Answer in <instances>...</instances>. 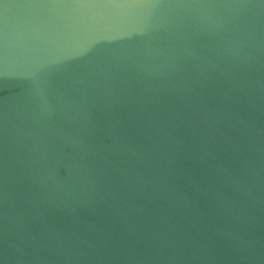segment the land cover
Segmentation results:
<instances>
[{"label":"water","instance_id":"1","mask_svg":"<svg viewBox=\"0 0 264 264\" xmlns=\"http://www.w3.org/2000/svg\"><path fill=\"white\" fill-rule=\"evenodd\" d=\"M0 264H264V0H0Z\"/></svg>","mask_w":264,"mask_h":264}]
</instances>
